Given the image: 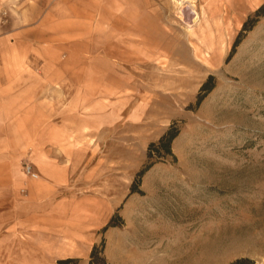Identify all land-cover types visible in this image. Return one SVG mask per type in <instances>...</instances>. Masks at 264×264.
<instances>
[{
	"label": "rangeland",
	"instance_id": "1",
	"mask_svg": "<svg viewBox=\"0 0 264 264\" xmlns=\"http://www.w3.org/2000/svg\"><path fill=\"white\" fill-rule=\"evenodd\" d=\"M263 3L0 0V177L60 181L78 264H264Z\"/></svg>",
	"mask_w": 264,
	"mask_h": 264
},
{
	"label": "crops",
	"instance_id": "2",
	"mask_svg": "<svg viewBox=\"0 0 264 264\" xmlns=\"http://www.w3.org/2000/svg\"><path fill=\"white\" fill-rule=\"evenodd\" d=\"M1 170L10 173L0 177V206L8 216L7 229L0 221V264H52L62 257L85 256V230L64 219V212L60 215V181L25 179L16 166Z\"/></svg>",
	"mask_w": 264,
	"mask_h": 264
},
{
	"label": "trees",
	"instance_id": "3",
	"mask_svg": "<svg viewBox=\"0 0 264 264\" xmlns=\"http://www.w3.org/2000/svg\"><path fill=\"white\" fill-rule=\"evenodd\" d=\"M264 11V3L260 5L254 12L255 15L262 14ZM250 18H247L240 30L239 33H243L244 31L248 30L250 28ZM239 39L234 41V46L237 45ZM212 76H209V78L201 85L200 91H208L211 89V85H208L209 79H211ZM203 94L198 95V101L202 97ZM178 128L170 125L166 131L157 139V141L150 142L148 145V157H159L163 154H169L172 155L170 144L173 138L177 135ZM152 164V161H150L147 165L144 166L139 172L138 175L142 174L150 165ZM103 249V241L100 243V245L94 244L91 247V250L89 252V261L88 264H105L104 257L101 255ZM79 258L77 257H62L55 260L53 264H78ZM242 259H236L233 262L229 264H241Z\"/></svg>",
	"mask_w": 264,
	"mask_h": 264
},
{
	"label": "built area",
	"instance_id": "4",
	"mask_svg": "<svg viewBox=\"0 0 264 264\" xmlns=\"http://www.w3.org/2000/svg\"><path fill=\"white\" fill-rule=\"evenodd\" d=\"M24 170H25V172H26L27 174H30V175L33 176V177L36 176V174H35L34 172H32L31 167H30L29 165H26V166L24 167Z\"/></svg>",
	"mask_w": 264,
	"mask_h": 264
},
{
	"label": "bare ground",
	"instance_id": "5",
	"mask_svg": "<svg viewBox=\"0 0 264 264\" xmlns=\"http://www.w3.org/2000/svg\"><path fill=\"white\" fill-rule=\"evenodd\" d=\"M192 4V3H191Z\"/></svg>",
	"mask_w": 264,
	"mask_h": 264
}]
</instances>
